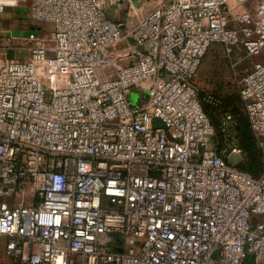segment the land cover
Instances as JSON below:
<instances>
[{"label":"built area","instance_id":"built-area-1","mask_svg":"<svg viewBox=\"0 0 264 264\" xmlns=\"http://www.w3.org/2000/svg\"><path fill=\"white\" fill-rule=\"evenodd\" d=\"M0 0L52 28L0 56V236L20 264H241L264 256V0ZM248 0H235L243 5ZM214 42L262 58L237 91L262 173L193 81ZM136 95L132 100L131 94ZM161 121V125L156 123ZM220 134V136L218 135ZM237 156L238 162L231 163Z\"/></svg>","mask_w":264,"mask_h":264},{"label":"rangeland","instance_id":"rangeland-1","mask_svg":"<svg viewBox=\"0 0 264 264\" xmlns=\"http://www.w3.org/2000/svg\"><path fill=\"white\" fill-rule=\"evenodd\" d=\"M160 1L144 0L140 9L133 8L131 10L134 13L130 12L129 6L126 4H121L116 9L111 8L108 13L115 18H124L128 17V11L132 15L131 19H136ZM32 25L41 27L38 36L49 43L48 37L52 26L47 22L35 23L31 21L29 13L24 7L18 6L17 9L11 10V12L7 10L5 14L0 15V56L3 54L4 57L8 58H27L31 42L23 37L30 31ZM261 58L262 55H247L241 47H235L227 52L221 43L214 42L210 45L202 58L193 81L199 89L201 98L208 94L221 98V106L209 103L210 108L216 107L212 108L214 118H217L222 110L233 112L237 120L245 117L244 105L237 95V81L253 62ZM129 98L136 100V95L133 93ZM203 103L206 104L207 102L204 101ZM252 135L253 132L250 131L251 141ZM254 140L256 141L255 137ZM255 145L252 144L250 149L252 154L258 155L259 146L258 144ZM230 161L236 164L238 162L237 156L233 155ZM0 264H20L4 254L3 242H0Z\"/></svg>","mask_w":264,"mask_h":264},{"label":"trees","instance_id":"trees-1","mask_svg":"<svg viewBox=\"0 0 264 264\" xmlns=\"http://www.w3.org/2000/svg\"><path fill=\"white\" fill-rule=\"evenodd\" d=\"M237 95H238L240 101L242 102V99H241L238 91H237ZM203 102H202L203 110L205 111V113L208 116L209 120L211 121V123L215 127H218V125H219V119L218 118H219L221 113H229V114H231V116L234 119L235 125H236L239 147L244 152L243 159L237 164V166L241 170L248 172L249 174H251L254 177L259 176L262 173V171H263V163H262V160H261V150L258 147V152H259L260 155L258 153H257L258 155H255V154H252V152H251V149H250L251 145L253 144V146H254L256 144V141L254 140L255 136L253 137L254 134L252 135V141L250 140L249 133H250L251 129H250L249 124H248L246 113H245V117H243V119L237 120L235 118L233 112H230L228 110H222V111L219 112L218 117L214 118L212 116V108H216V107L212 106V108H210V104L209 103L205 104ZM242 104H243V102H242ZM218 106H221V104L218 105ZM218 135L220 136L219 133H218Z\"/></svg>","mask_w":264,"mask_h":264},{"label":"crops","instance_id":"crops-1","mask_svg":"<svg viewBox=\"0 0 264 264\" xmlns=\"http://www.w3.org/2000/svg\"><path fill=\"white\" fill-rule=\"evenodd\" d=\"M257 1L258 0H248L243 5H237L235 0H228V3L230 5V8H232L234 11H240L242 9H248V10L253 9ZM39 28L41 27L39 26ZM3 241H4V237L0 236V242ZM241 264H264V256L254 258L252 255L248 254L245 256Z\"/></svg>","mask_w":264,"mask_h":264},{"label":"water","instance_id":"water-1","mask_svg":"<svg viewBox=\"0 0 264 264\" xmlns=\"http://www.w3.org/2000/svg\"><path fill=\"white\" fill-rule=\"evenodd\" d=\"M132 1H133L134 4H137V1L136 0H132ZM30 28L31 29H39V26L32 25ZM156 123L158 125H161V121L160 120H156Z\"/></svg>","mask_w":264,"mask_h":264}]
</instances>
